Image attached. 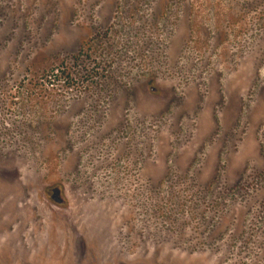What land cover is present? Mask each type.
I'll use <instances>...</instances> for the list:
<instances>
[{"label": "rangeland", "instance_id": "1", "mask_svg": "<svg viewBox=\"0 0 264 264\" xmlns=\"http://www.w3.org/2000/svg\"><path fill=\"white\" fill-rule=\"evenodd\" d=\"M0 264H264V0H0Z\"/></svg>", "mask_w": 264, "mask_h": 264}]
</instances>
